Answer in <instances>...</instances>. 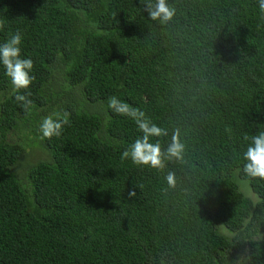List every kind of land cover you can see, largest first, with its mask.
<instances>
[{
  "label": "trees",
  "instance_id": "trees-1",
  "mask_svg": "<svg viewBox=\"0 0 264 264\" xmlns=\"http://www.w3.org/2000/svg\"><path fill=\"white\" fill-rule=\"evenodd\" d=\"M168 3L160 24L142 0H0V43L20 32L35 77L17 93L0 65V264H264V180L242 171L243 135L264 130V13ZM112 96L169 130L162 149L180 129L184 162L122 160L141 133Z\"/></svg>",
  "mask_w": 264,
  "mask_h": 264
},
{
  "label": "clouds",
  "instance_id": "clouds-1",
  "mask_svg": "<svg viewBox=\"0 0 264 264\" xmlns=\"http://www.w3.org/2000/svg\"><path fill=\"white\" fill-rule=\"evenodd\" d=\"M148 13L149 19L167 24L172 21L176 10L168 3V0H142ZM258 7L264 13V0H258ZM4 21L0 20V29H3ZM22 34L12 33L9 38L0 43V65L5 69L13 89L18 93L28 89L35 77L31 74L34 63L30 58L21 57ZM31 93L17 94L14 99L28 110L32 106L29 98ZM108 107L117 115L131 119L141 133L121 154L122 160H130L138 167H148L163 171L166 162L183 163L186 145L181 139L180 129L172 130L167 147L162 149L160 138L167 137L169 130L153 123L151 118L140 108L121 101L112 96L108 100ZM71 113L68 111L57 112L54 115L45 116L39 126L41 138L51 139L59 137L65 125L70 122ZM243 139L247 142L245 151L242 153L244 161L243 173L253 179L264 180V130H259L255 135L245 133ZM169 188L176 186V174L169 171L165 177ZM135 189V187H134ZM129 192V197H135V190Z\"/></svg>",
  "mask_w": 264,
  "mask_h": 264
}]
</instances>
